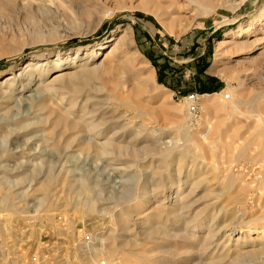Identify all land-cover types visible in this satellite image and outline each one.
I'll return each mask as SVG.
<instances>
[{
  "label": "rangeland",
  "instance_id": "374dc122",
  "mask_svg": "<svg viewBox=\"0 0 264 264\" xmlns=\"http://www.w3.org/2000/svg\"><path fill=\"white\" fill-rule=\"evenodd\" d=\"M229 1L158 0L140 9L142 0H0V83L8 76L17 77L18 92L25 95L40 97L42 88L39 77L31 80L19 75L29 62L54 70L48 71L49 79L56 71L54 62L68 67L73 60L77 71L83 72L80 77L88 80L81 66L85 61L80 60L95 50L93 65H99L114 47L112 40L121 38L117 55L108 62L124 71L125 82L117 97L133 103L132 120L125 110L115 120L111 113L105 114L112 110L115 94L109 84L94 78L89 86L88 81L80 83V92H61L59 98L65 99L64 109L75 104L77 119L81 116L88 123V113L94 112L93 119L102 121L108 137L125 146L132 143L140 151L138 159L108 163L95 154L69 150L66 159L79 164L41 170V176L51 173L55 182L37 217L44 195L32 196L27 181L18 188L19 178L25 175L17 166L39 165L49 157L66 159L63 152L39 141L50 128L33 127L34 133L14 137L6 148L4 137L11 129L6 124L24 115L26 106L12 109L4 120L6 110L0 108V146L8 150L0 159V180L6 176L8 185L16 188L13 205L4 209L0 204V264H136L131 245L122 246L113 259L96 258L89 252V247L97 249L101 244L109 251L123 241L133 243L140 231L133 222L122 231L102 211L112 192L126 188L130 197L137 198L141 185L137 166L146 148L165 142L171 145L175 140L182 143L187 131L194 138L207 134L211 138L204 148L193 142L196 151L210 154V165L202 176L208 183L189 197L190 219L207 215L214 202L221 206L240 195L249 220L264 216V0L239 5L240 0L235 5ZM222 41L231 43L222 46ZM190 95H195L194 119L188 113ZM101 102L104 105L98 108ZM116 124L120 126L114 128ZM225 138H231L236 148ZM26 144V149H20ZM242 149L245 152L240 154ZM79 178V183H72ZM200 179H182L187 181L180 188L183 194ZM173 180V189L178 188L180 180ZM81 181L90 187L88 196H76ZM38 183L33 185L36 190L41 186ZM155 183L147 182L148 194L156 189ZM227 187L225 199L208 195L210 189ZM2 189L0 184V197ZM119 209H113L114 218ZM147 219L141 221L150 228ZM110 234L117 240L107 239ZM155 256L159 262L170 258L163 249Z\"/></svg>",
  "mask_w": 264,
  "mask_h": 264
},
{
  "label": "bare ground",
  "instance_id": "6f19581e",
  "mask_svg": "<svg viewBox=\"0 0 264 264\" xmlns=\"http://www.w3.org/2000/svg\"><path fill=\"white\" fill-rule=\"evenodd\" d=\"M157 1L142 0V4L140 3L141 5L138 8L141 9L142 5L145 8L147 4H154ZM189 1L193 2L194 0ZM244 1L246 0H240L237 5ZM229 2L235 5V0H230ZM193 16L195 15L193 14L190 17L192 18ZM113 41L115 42L114 47L99 65H93V61L98 55L95 50L89 51L87 56L80 60L85 61L81 66L82 71H85L86 74L88 73V80L84 76L80 77L83 72L77 71V67L75 66L77 62L73 60L72 62L70 61L68 67H64L60 61L54 62L53 69L56 71L51 74L49 79L46 78L49 74L48 71L54 70L44 68V65H40V62H29L19 75L31 80L39 77L38 84L42 85L40 97H33L32 95L18 92V88L16 87L17 77L12 75L6 77L5 81L0 83V108H5L6 110L2 116V120L8 118L12 109H21L22 105L26 106V112L24 115L17 116L16 119L7 122L6 125L11 127V129L4 137L5 147L8 146L7 144L14 137L34 133L36 131L34 129L50 128L51 131L41 136L39 141L41 140L44 143L43 145H52L57 151L63 152L64 159H66V153L69 150L74 151L75 149L82 154H95L97 157L107 160L108 163L110 161L118 163L123 161V159L126 161L138 159L140 151L138 153L132 143L125 146L121 142H118L117 139L108 137L105 129L102 128L104 126L102 121L97 122L93 119L94 112L88 113V123H85V119L81 116L79 119L76 118L75 115L77 113L74 111L76 108L75 104L71 103L70 108L64 109L62 106L65 99L59 98L61 92H72V94L80 92V83L88 81L89 86L92 83L91 78H94L102 83L109 84L112 93L115 94L116 101H113L111 104L113 106L112 110L105 111V114L111 113L113 115L111 119L115 120L121 118L122 116L120 117L119 115L121 111L125 110L128 117H130L129 120H132L134 112H131L130 108L133 107V103L128 100L122 101V99L120 100L117 97L119 96V92L122 91L125 82L124 71L119 66L109 64L108 62L111 56L117 55L121 38L119 40L113 39ZM230 43V41H222L219 44L224 46ZM75 60H78V57ZM23 83L21 82L22 88L23 86L26 87ZM5 85H7L5 87L7 90L4 89ZM13 86L15 88H12ZM16 96L19 97V100H16ZM57 101H59V104H56ZM189 102H191L190 99ZM96 105L99 108L103 107L104 104L101 102ZM37 115H42L43 117H37ZM119 126L120 124H116L114 128ZM33 127L35 128L33 129ZM209 138L208 134L201 139L194 138L187 131L182 143L175 140L170 142L171 145L165 142L162 145L146 148V153L142 154L145 157L141 156V161L139 162V166H137L138 179L139 183H141L137 198L130 197L126 188L118 192H112L106 201L108 202L107 208L102 211L104 215L109 214L113 223L115 221L114 224L118 227L120 226L124 232L128 230L129 223L133 222L136 228L140 229L137 233V239L133 243L128 242V244L123 241L120 246L115 245L109 251L104 248L103 244L97 249L89 247V252L92 255L95 254L96 258L101 255L113 259L122 246L131 245L135 249L133 254L137 258L136 264H264V216L249 220L246 217V205L242 201V195L237 196L228 204L221 202L223 203L221 206L218 205L219 203L214 202L207 215L201 219H198L196 216L190 219L192 204L189 197L200 186H204L206 182L208 183V179L202 176L207 172L210 165L207 163L210 154L207 153V150L206 152L196 151L193 142L198 143L204 148L207 147ZM261 138L262 156L264 157V136ZM225 140L230 143V147L236 148V143L234 141L231 142V138H225ZM5 147L0 146V159L8 153L7 147ZM26 147L27 144L24 147H20V149H26ZM244 152L245 150L242 149L240 154ZM149 154L151 155L149 156ZM68 160V158L65 161L60 157L56 159L49 157L42 159L40 164L35 166L18 164L17 170L22 175H25L19 178L18 188L22 189L25 181H27L29 182V191L32 192V196H37L35 194L39 192L44 195V200H40L39 209L36 210L37 217L39 216L43 201H47L51 193V187L55 182V177L51 173L41 176V170L61 165L74 166L80 163L77 160ZM145 167L151 171L150 174L147 173ZM120 170L127 171L122 167ZM166 171H168V175L165 174ZM174 177L180 180L178 188L174 187L175 189L172 187L175 185ZM184 178L186 180L202 179L196 183H192L191 190L184 195V191L180 189L181 185H187L186 180H184L185 182L181 181ZM2 180H0V182L2 181L0 184L3 186L0 204L4 209H9L13 205L16 188L14 189L8 185V178L6 176H3ZM79 180L80 178L73 180L72 183H79ZM147 182H156V189L149 194ZM37 183L41 186L36 190L33 188V185H37ZM75 190L78 197L90 194V187L84 181H81ZM228 190H230V187H227V190L221 188L220 191L219 189H210L208 195L211 198L219 196V199H225L229 194ZM24 193L26 194L27 192ZM118 208H120L117 212L118 216L114 218V214H112L114 213L113 209ZM145 217L148 218V221H146L149 222L150 228L146 227L144 221H141ZM114 234L108 235L107 239H115L116 241L117 238ZM184 235H187L188 239L190 238L193 243L192 241H190L192 244L188 243ZM149 245L150 247L147 248ZM162 249L167 252L170 258L167 261L159 262L155 260V255L160 253ZM184 254L187 255L186 259L182 258V260H179ZM94 260L96 259L94 258Z\"/></svg>",
  "mask_w": 264,
  "mask_h": 264
},
{
  "label": "built area",
  "instance_id": "2783aa9c",
  "mask_svg": "<svg viewBox=\"0 0 264 264\" xmlns=\"http://www.w3.org/2000/svg\"><path fill=\"white\" fill-rule=\"evenodd\" d=\"M191 100V103L188 107V113L191 114L192 118L194 119V117H196V114H197V107H196V104H195V95H190L189 97H187Z\"/></svg>",
  "mask_w": 264,
  "mask_h": 264
}]
</instances>
